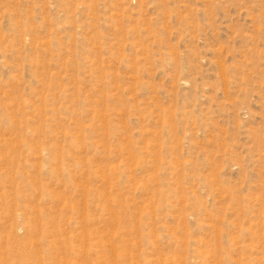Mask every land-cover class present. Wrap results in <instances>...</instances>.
<instances>
[{"label": "rangeland", "instance_id": "374dc122", "mask_svg": "<svg viewBox=\"0 0 264 264\" xmlns=\"http://www.w3.org/2000/svg\"><path fill=\"white\" fill-rule=\"evenodd\" d=\"M0 264H264V0H0Z\"/></svg>", "mask_w": 264, "mask_h": 264}]
</instances>
